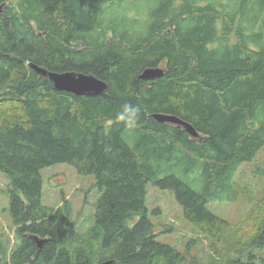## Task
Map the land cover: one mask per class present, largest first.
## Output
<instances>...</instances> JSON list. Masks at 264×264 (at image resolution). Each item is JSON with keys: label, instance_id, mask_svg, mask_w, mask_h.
<instances>
[{"label": "trees", "instance_id": "16d2710c", "mask_svg": "<svg viewBox=\"0 0 264 264\" xmlns=\"http://www.w3.org/2000/svg\"><path fill=\"white\" fill-rule=\"evenodd\" d=\"M141 2L150 5L142 20ZM1 5L0 173L10 180L17 243L0 264H212L189 255L196 240L184 254L157 242L147 185L172 190L185 219L220 241L227 222L206 204L231 200L233 173L264 146V0ZM30 64L92 74L108 90L55 91ZM147 68L164 75L139 79ZM125 105L137 110L134 123L118 118ZM154 113L179 117L198 136L155 121ZM60 163L92 175L103 191L83 234L65 195L57 209L42 203L41 172ZM193 171L200 192L183 179ZM252 212L262 214L259 230L241 232L239 255L220 264H257L251 251L264 248V195Z\"/></svg>", "mask_w": 264, "mask_h": 264}, {"label": "rangeland", "instance_id": "374dc122", "mask_svg": "<svg viewBox=\"0 0 264 264\" xmlns=\"http://www.w3.org/2000/svg\"><path fill=\"white\" fill-rule=\"evenodd\" d=\"M149 7L146 2H141L137 7L139 15L136 17L140 20L145 18ZM41 175L43 205L57 209L63 194L72 205V224L76 230L83 234L94 225L96 204L103 191L95 185L92 175L81 176L73 166L66 163L47 167L42 170ZM183 179L193 190L200 192L201 181L198 172H190L183 176ZM9 182L8 176L0 173V256L3 251L8 254L12 245L17 243L9 215V193L6 191ZM231 182V200H210L206 204L211 213L227 222L219 242L202 235L185 219L183 208L172 190L160 189L149 183L147 216L155 226L157 242L184 254L186 245L191 240H196L189 255L202 263L220 264L239 255L237 251H240L241 247L238 236L245 238L247 234H254L262 223V214L252 212V209L264 195V146L252 161L238 167ZM243 231L247 234H241ZM244 243L245 241L241 244ZM251 252L256 257V263L260 264L264 259V248ZM241 258L247 260L245 255Z\"/></svg>", "mask_w": 264, "mask_h": 264}, {"label": "water", "instance_id": "95a60500", "mask_svg": "<svg viewBox=\"0 0 264 264\" xmlns=\"http://www.w3.org/2000/svg\"><path fill=\"white\" fill-rule=\"evenodd\" d=\"M1 5L0 8H2ZM1 12V9H0ZM30 67L40 76L48 78L52 83L55 91H64L72 93L77 96H95L105 94L108 90V85L96 78L92 74H85L75 71L67 72H51L42 67L30 64ZM164 75L162 68H147L142 71L139 76L141 80H153L160 78ZM151 117L159 123H171L181 126L186 133L193 137H197L198 133L195 131L194 127L177 116L167 115L163 113H154ZM38 242V247H40Z\"/></svg>", "mask_w": 264, "mask_h": 264}, {"label": "clouds", "instance_id": "9594fccd", "mask_svg": "<svg viewBox=\"0 0 264 264\" xmlns=\"http://www.w3.org/2000/svg\"><path fill=\"white\" fill-rule=\"evenodd\" d=\"M136 109L131 105H125L124 111L118 117L120 120H129V122L134 123V117L136 113Z\"/></svg>", "mask_w": 264, "mask_h": 264}, {"label": "bare ground", "instance_id": "6f19581e", "mask_svg": "<svg viewBox=\"0 0 264 264\" xmlns=\"http://www.w3.org/2000/svg\"><path fill=\"white\" fill-rule=\"evenodd\" d=\"M40 33V32H39ZM41 35V34H40ZM127 35V34H126ZM129 36V35H128ZM139 76V75H138ZM45 79V78H44ZM103 120V119H102ZM179 159V158H178Z\"/></svg>", "mask_w": 264, "mask_h": 264}]
</instances>
